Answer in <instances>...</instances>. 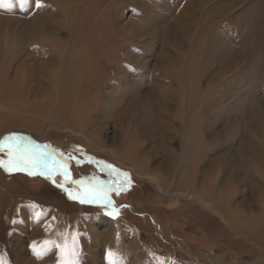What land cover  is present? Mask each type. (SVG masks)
I'll return each instance as SVG.
<instances>
[{
  "label": "rangeland",
  "instance_id": "rangeland-1",
  "mask_svg": "<svg viewBox=\"0 0 264 264\" xmlns=\"http://www.w3.org/2000/svg\"><path fill=\"white\" fill-rule=\"evenodd\" d=\"M186 1L76 0L70 28L63 21L64 12L45 0L40 12L62 20L52 26L60 34L32 39L15 32L39 9L36 0L26 5L21 0H0V16L14 19L0 22L5 59L0 60V161L4 162L0 164V258L5 264H264V225L254 204L246 223L242 217L232 224L227 214L223 219L204 198L164 193L155 174L138 173L133 163L121 162L125 150L118 146L115 110L108 101L113 94L102 101L106 110L98 104L86 110L67 106L44 119L33 116L46 100L30 92L23 65L56 60L51 49L55 38H70L68 33L85 21L91 23L88 37L95 36L106 53L91 67L92 74H101L100 68L110 62L125 70L119 86L107 79L111 72L102 74L98 82L103 90L116 88L127 101L141 90L151 105L168 98L172 110L166 116L179 108L192 114L196 108L188 111L181 99L200 90V110L206 116L212 112L218 121L220 150L213 153L229 149L228 157L235 159L236 147L247 132L245 122L252 117L264 125V0H206L193 14L179 17L187 30L178 26L163 33L161 29L171 22L176 25ZM132 29L137 33L132 34ZM175 36L177 43L171 40ZM47 44L49 48L43 47ZM162 51L167 55L162 57ZM15 54L22 57L14 59ZM26 56L29 61L23 60ZM33 74L39 75L36 66ZM192 77L196 82L189 91ZM87 101L81 98L83 106ZM149 110L157 111L154 105ZM132 120H126L128 130ZM248 130L264 143V136L260 139L251 127ZM142 133L132 134L144 150L157 143ZM184 135L183 130L179 137ZM20 138L31 152L45 154L46 167L15 150ZM182 144L177 139L168 155L178 154ZM10 160L23 170L6 168ZM144 160L155 170L158 158L150 153ZM181 165L182 160L176 168ZM254 176L260 180L259 174ZM81 199L96 202L81 203Z\"/></svg>",
  "mask_w": 264,
  "mask_h": 264
},
{
  "label": "bare ground",
  "instance_id": "bare-ground-1",
  "mask_svg": "<svg viewBox=\"0 0 264 264\" xmlns=\"http://www.w3.org/2000/svg\"><path fill=\"white\" fill-rule=\"evenodd\" d=\"M44 1L45 0H41V3ZM51 1L54 5H52L53 8H55V6L59 7V11L61 10L64 12L63 21H65L66 27L71 28L70 25L74 21L76 10V0ZM198 1H201V3L198 4ZM204 1L206 0H187L179 10V15L176 17V25L171 22L166 29L162 28L161 31L165 33L166 30L171 31L178 26L187 30V25L183 24L180 18L185 14H193L194 12L192 11L194 8L199 10V7L203 5ZM40 9L41 6L36 10L33 16H30L31 18H28V21L26 20L24 22L23 27L21 26L22 28L20 27L21 29L16 30L15 33L22 35L21 37H32V39L38 36L50 39L60 34L55 32L52 26L58 21V23H60L62 20L41 13ZM52 10L50 12H52ZM10 20L14 19L0 16V22L6 24L7 21ZM132 23L133 21H130L129 25ZM90 26L91 23L82 21L76 28V32L72 31L68 33V35L71 36L70 38L69 36H67L66 39L61 36L56 37L51 47V49L56 51L54 52L55 55L57 54L56 60L53 59L49 62L39 61L33 64L26 61L28 56L23 58L26 63L23 65L22 69L28 74L27 82L30 80V83L26 84L30 92L33 94L34 98L42 96L44 97L43 99L46 100L42 103L40 112L33 113V116L37 118L43 117L44 119V117L52 116L54 112L63 111L67 106H71L73 110H86V107L89 108L94 104H98L97 106L100 110L103 108L106 110L107 104L105 101H102L106 98L108 99L109 96L113 94L108 101L111 103L109 107L115 110L113 119L115 127L118 128V146L125 150L123 155L125 161L119 159L123 164L126 165V162L133 163L139 170H136L138 173L147 171V173L155 174V181L159 189L164 193L172 191L179 195L184 194L191 197L204 198L205 202L220 213L223 219L226 217L225 214H227V219L231 223L234 220L240 221L242 217L244 219L243 223H246L248 217L252 215L251 206L254 204V207L259 209L260 218L262 220L261 225H264V143H261V140V142H259L254 136H250V131L248 130V128L251 127L252 130L258 134L257 137L261 139V137L264 136L263 122L252 117L245 122L247 132L244 130L243 138L236 147L235 151H237V153L235 154H237V157H235V159L228 157L229 149L224 150L223 148L219 154L213 153L219 145V143H217L219 133L215 132L216 122L218 121H216L215 115L211 114L212 112L206 116L200 110L199 105L202 103H197L199 95L202 94L200 90H194L186 99H181L185 101V107L188 111L196 108L192 114L189 115V112L185 113L182 111V108H179L176 114L171 113L172 116H166V114H170L172 110L169 107V103L167 105V102H169L168 98H166V100H155L153 105L156 106L157 111L155 114H152L149 108L153 105L148 103L149 97L143 95L141 90H135L134 95L127 101L128 98L125 100V98H123L124 96L116 92V88L108 92L100 87L98 81L102 78V74L106 76V73L108 74L110 72L107 78L111 81L110 83H116L114 85L117 86L121 82H124L120 79V77L123 78L120 74L124 69L119 65L114 68L115 64L110 62L109 65L100 68L99 71L102 72L101 74H97V72L92 74L91 67L99 60L105 58L106 53L103 54L102 46H99L100 43L96 42L95 36L93 39L90 36L88 37L86 28H90ZM131 32L134 34L137 33V30L132 29ZM3 36L0 28V39L3 38ZM171 40L175 43L179 42V38L176 36ZM43 47L49 48L50 45H43ZM161 55L164 57V55L167 54L162 51ZM16 57H22V55H13L14 59H16ZM1 58H3L2 62L5 61L3 53H1L0 50V60ZM23 60L22 62H24ZM35 66L39 72L38 76L33 74ZM187 68L188 70H192L191 66H187ZM109 69H111V71H109ZM217 74L219 75L218 72ZM215 77H213V79ZM194 81L196 82V79L192 77L188 85L189 91L191 90V83L193 82L194 84ZM96 87H100V90L96 91ZM94 90L96 92H93ZM81 98H84L86 101L88 99L87 102L89 103L87 106V103L85 106L81 104ZM207 101H211V99ZM141 105H144L145 108L141 109ZM153 108L155 107H152V110ZM136 110L139 111L137 112ZM262 113L263 111L261 114ZM258 116L261 117L259 114ZM129 118L133 119L132 128L130 129L131 132L125 127L128 123L126 120ZM102 123L101 121V124ZM235 125L237 126V124ZM260 128L262 129V135L258 132ZM183 130L185 131V135L180 138L179 135ZM204 130H206V135ZM140 131L143 132V136L148 135L147 137L151 138V140L156 138L157 143H150L147 147L148 149L144 150L143 145L137 142L133 135H136V132ZM95 132H99V130ZM127 133L130 134L126 136ZM177 135L178 137H176ZM177 139L183 142L182 149L178 154L174 153V155L170 156L168 152L174 149L173 144ZM229 141L232 142L233 139H228V143ZM160 151H162V153ZM150 153L154 160L158 158L155 170L160 169V171H155L150 168L147 161L144 160ZM211 153L212 156H210ZM181 160L182 165L177 169L176 166ZM254 173L259 174L258 178L260 180L255 178ZM173 180H175V182ZM247 213H249V215L246 219L245 216ZM36 228H41V225H38Z\"/></svg>",
  "mask_w": 264,
  "mask_h": 264
},
{
  "label": "snow or ice",
  "instance_id": "snow-or-ice-1",
  "mask_svg": "<svg viewBox=\"0 0 264 264\" xmlns=\"http://www.w3.org/2000/svg\"><path fill=\"white\" fill-rule=\"evenodd\" d=\"M21 3H22V5H26L29 3V0H21ZM36 6L37 7L42 6L41 0H36ZM15 150L17 152L25 153L26 155L31 156L32 159L37 160L38 163H41L45 167L47 166L48 159L45 158V154L44 153H33V152H31L29 150V146L27 144L23 143V138H20V142L16 143ZM0 164H4V162L0 161ZM10 165L15 167V170H17V171L23 170L21 167L16 165L15 161H12V160H10L9 163L5 164L4 166L6 168H8L9 170H12V167H10ZM32 174H35V173H32ZM69 195H71V193H69ZM72 198L78 199V197H76V196H73ZM104 198L105 199L107 198L106 195ZM80 202L81 203H94V202H96V200L95 199H81ZM108 203L111 204L112 202L109 200ZM113 214L114 213H111V212L108 213V215H113ZM0 264H5V261L2 258H0ZM64 264H74V262L73 261H65Z\"/></svg>",
  "mask_w": 264,
  "mask_h": 264
}]
</instances>
